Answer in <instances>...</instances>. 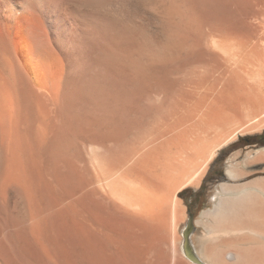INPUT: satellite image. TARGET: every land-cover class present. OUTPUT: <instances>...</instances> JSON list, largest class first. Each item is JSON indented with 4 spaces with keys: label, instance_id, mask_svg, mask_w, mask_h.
I'll use <instances>...</instances> for the list:
<instances>
[{
    "label": "bare ground",
    "instance_id": "obj_1",
    "mask_svg": "<svg viewBox=\"0 0 264 264\" xmlns=\"http://www.w3.org/2000/svg\"><path fill=\"white\" fill-rule=\"evenodd\" d=\"M262 131L264 0H0V264H264Z\"/></svg>",
    "mask_w": 264,
    "mask_h": 264
},
{
    "label": "rangeland",
    "instance_id": "obj_2",
    "mask_svg": "<svg viewBox=\"0 0 264 264\" xmlns=\"http://www.w3.org/2000/svg\"><path fill=\"white\" fill-rule=\"evenodd\" d=\"M264 133L258 132V133H253L250 135L243 136L237 143H235L230 149H228L221 157V160L214 166V169L212 171L211 176L206 179L201 186V188L197 189L195 187H187L183 190L181 193V197L185 200L186 205L188 207V213H189V221L188 224H192L191 226V233L190 237L193 236L194 241L198 243V235L200 233L201 229L200 227L198 230L196 229L197 223L196 220L201 218L202 212L212 206L210 202V196L211 193H213L215 187V183L218 181H227V174H226V167L228 165L229 158L237 151L243 150L245 153L248 152L249 150H257L261 149L262 147L264 148V142H256L257 137H253L251 139L248 138V136H259L260 134ZM250 140V141H249ZM257 148V149H255ZM227 164V165H226ZM260 167H264L263 164L260 163ZM263 165V166H262ZM258 168V169H259ZM261 169V168H260ZM264 172L260 173H254L252 176L249 178H243L242 181L244 180H250L255 177H260L263 176ZM218 180V181H217ZM188 225V226H189ZM185 227V225H184ZM182 227V229L184 228ZM201 260L206 262L202 257L200 256Z\"/></svg>",
    "mask_w": 264,
    "mask_h": 264
},
{
    "label": "trees",
    "instance_id": "obj_3",
    "mask_svg": "<svg viewBox=\"0 0 264 264\" xmlns=\"http://www.w3.org/2000/svg\"><path fill=\"white\" fill-rule=\"evenodd\" d=\"M253 137H257L256 142H264V133L260 134L259 136H250V137L248 136L249 139H251Z\"/></svg>",
    "mask_w": 264,
    "mask_h": 264
}]
</instances>
